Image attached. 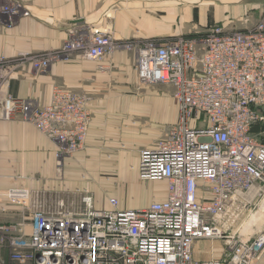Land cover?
<instances>
[{
  "label": "built area",
  "instance_id": "built-area-1",
  "mask_svg": "<svg viewBox=\"0 0 264 264\" xmlns=\"http://www.w3.org/2000/svg\"><path fill=\"white\" fill-rule=\"evenodd\" d=\"M4 13L12 17L20 9L0 4ZM78 22L61 54L20 58L45 72L52 61L77 50L80 60L109 67L102 65L115 39L107 28ZM10 62L0 60L3 84ZM135 70L142 83L176 90L177 121L139 150L140 178L167 182V197L122 208L109 196L110 206L98 207L90 189L71 195L65 189L13 187L6 195L25 213L5 232L18 264H256L264 254V228L244 233L234 227L264 201V128H255L264 125V17L248 29L216 24L199 34L146 40ZM89 100L55 85L49 103L7 92L1 105L5 119L33 123L62 156L86 144ZM57 176L65 178L64 167H57ZM199 239L222 240V254L196 259Z\"/></svg>",
  "mask_w": 264,
  "mask_h": 264
},
{
  "label": "crops",
  "instance_id": "crops-1",
  "mask_svg": "<svg viewBox=\"0 0 264 264\" xmlns=\"http://www.w3.org/2000/svg\"><path fill=\"white\" fill-rule=\"evenodd\" d=\"M0 4L20 9V14L12 17L5 13L0 16V60L8 61L25 53L62 46L77 20L87 26H113L123 37L152 38L193 35V29H197V34L205 30L199 27L216 24L226 29H248L257 24L264 12V0H0ZM27 9L29 15L23 13ZM167 9L170 12L162 17L152 12ZM8 70H13L9 72V86L0 82V194L16 186L63 190L66 180L70 187L82 185L81 179L75 182L79 174L69 159L63 162L65 181L57 176V144L52 139L31 122L3 117L1 103L7 92L45 104L51 101L55 83L97 96L90 105L93 117L85 148L77 154L81 161L85 159L95 181L111 191L118 182L140 180L139 150L151 146L163 133L167 124L166 102L164 97L152 101L132 94L137 73L135 76L128 60L118 69L123 72L112 81L105 74L107 71L96 70V64L82 63L74 57L68 62L53 63L47 72L20 66ZM135 117L150 126H135ZM100 170H116V176L102 177ZM161 182V191L153 192L147 203H128L115 190L109 196L117 197L122 208L146 207L153 200L167 197V182ZM94 193L98 207L110 206L108 200L103 201L101 192ZM0 198V221L20 220L23 210L6 196ZM223 249L222 240L199 239L193 254L196 259H210L220 256ZM0 264H12L10 252L1 242ZM256 264H264V254Z\"/></svg>",
  "mask_w": 264,
  "mask_h": 264
},
{
  "label": "rangeland",
  "instance_id": "rangeland-1",
  "mask_svg": "<svg viewBox=\"0 0 264 264\" xmlns=\"http://www.w3.org/2000/svg\"><path fill=\"white\" fill-rule=\"evenodd\" d=\"M152 12H155L159 17H162L170 11L167 9V10H158V11L154 10ZM262 17H264V12L261 15L260 19ZM75 23H76V21H75ZM76 25L77 24H74V26H76ZM74 26H70V28H72ZM99 27L107 28L109 33L112 35V38L115 40H114V44L112 47L113 49H111L112 51L109 52V55L103 61L104 65H102V66L109 65V67L106 66L105 69H102L101 66H99V64L97 62H91V63L96 64V70L97 71H99L101 73H103L104 71H107L105 74H107L110 77V79L123 72V70H118V69L120 68V66H122V64H124V62H126V60H128L130 62L132 70L134 72V75L136 76L135 65H136L137 58H138V50L144 44V42L146 40L160 41V40H163L166 38L175 37V35H172V36L166 35V36H158V37L156 36V37H152V38H147V37H143V36H135L132 38L131 37H123L118 32H116L115 27H113V26H107V27L99 26ZM206 28L207 27L202 26V27H199L198 29H201V31H202ZM229 29H231V28H229ZM195 30H197V29H193V35L196 34ZM197 34H199V33H197ZM181 35H185V34H181ZM64 43L60 47L45 49V50L37 52V54H38L37 57H40L41 55L43 56L45 53H48V52H52L55 55L61 54L62 47L64 46ZM69 54H70V57H68L69 59H64L62 61L61 60H54V61H52L51 65L53 63H56V62H63V61L68 62L69 60L73 59V57L75 59H79L77 50H73V51L69 52ZM124 56H126L127 59H124L123 58ZM80 61L82 63L89 62V61H84V60H80ZM10 63H11L9 65L10 67H8V68H11L14 66L17 69L20 66V68H24L27 70L29 68H30V70H35V71L37 70V69H33L28 62H25L21 58H19V59L16 58L15 61H11ZM50 67L45 72L49 71ZM10 71H13V70H7V68H6L2 74L4 76V81L7 82L8 86L10 83V78H9V72ZM37 72L41 73V71H38V70H37ZM112 80L113 79H111V81ZM135 81L136 82L133 84V87H132V94H134L136 96H141V97L147 98L148 100H152V101H154L155 99H157L159 97L165 98L166 113H165L164 120H166L167 124L165 125L164 131L160 135V137L166 135V133L169 130V126L176 122L177 115H178L177 114L178 113L177 112V103H176V99L174 96L175 92H176L175 88L171 85H168V84H145V83H142L139 80V78H137V76H136ZM55 85L65 86V85H62L61 83H55ZM67 87H69L75 91L87 94V96L90 99L89 104H88V108L91 112L90 117L92 120L93 113L91 111L90 105H91L92 101H95L97 98V96L94 94V92L84 91L80 88L72 87V86H67ZM144 110H146V108H144ZM169 110H171L173 113L172 118H171L172 113H169ZM132 121H133L132 123H134L135 126H140V128H143V127L145 128L146 126L147 127L150 126V123L148 124L147 122H143V121L141 122L136 117L133 118ZM170 121H171V123H169ZM151 124H152V121H151ZM89 128H90V126H89ZM255 128H256V130H259V129L264 128V125H261V126L257 125V126H255ZM84 148H85V146L81 150H83ZM81 150H79L75 153H72V154L58 156V158H57L58 166H62V167H63V162H65V161L67 162V159L71 160V162L75 164V167H76L77 172L79 174V175H77V177H75L76 179L79 178L75 182L79 181L80 179L82 180L81 181L82 185H76L75 187H70V184L67 185L68 180H66V183L64 185L65 187L64 186H62V187H64L65 191L73 192L71 195H73L75 193H79V191H84L85 189H90V190H93L94 192L95 191H97L98 193L101 192V194L103 196V201H105V200L107 201V198L109 197L110 193L111 192L113 193L115 190V191H117V193L119 195H121V198L122 197L127 198L128 203L133 201V203L143 204V203H147L148 201H150V199L153 197V192L161 191V187H159V185H161V184L163 185V182H161V181H164V180H162V179H148V180L140 179L139 181H136V180L135 181H126L125 183H122V184H119V182H118L117 185H113V189L110 191V189L103 187L102 185H100V183L98 181H95V178H93L92 173H91L92 170L89 168V166L85 165V162H86L85 159H84V161H81L80 159H78L77 154L79 152H81ZM65 172H66V170H64V173ZM77 172H75V174H77ZM99 173L102 177L103 176H105V177H115L116 176V170H114V171L113 170H111V171L100 170ZM70 178H71V175L69 177V182L71 181ZM63 181H65V178H63ZM131 184H133V185H131ZM56 189H52V190H56ZM8 191L9 190L4 192L5 195ZM61 192L64 193V191H61ZM6 197H7L9 202H11L12 204H15L14 201H11L7 195H6ZM15 205L20 207L23 210V212L25 213V208L21 204L16 203ZM3 207L4 206L1 207L2 211H3V209H2ZM256 212L260 213L261 208H259L257 206L254 210L250 211V215L248 217H246L245 220H243L244 222H243L242 226H240L241 222H239V224H237L234 228L237 229L239 227L244 233H253L257 230H260V228H262V227L264 228V220H262V221H259V223L257 222L253 226L251 225L252 227H250L248 231L245 229V225L248 222H251L249 220L252 218L253 213H256ZM15 222L16 221H13V222L12 221H3V222L0 221L1 225H3V226L5 225L4 230L0 229V231H4L3 237L0 234V242H1V239L3 238V245L6 248H8V250L10 252V259H11L12 264H18L17 259L15 257L17 252L15 251L14 244H12L11 240H9V237H8L9 234H6L5 229L7 227H12V225H14ZM216 240H220V239H216Z\"/></svg>",
  "mask_w": 264,
  "mask_h": 264
},
{
  "label": "bare ground",
  "instance_id": "bare-ground-1",
  "mask_svg": "<svg viewBox=\"0 0 264 264\" xmlns=\"http://www.w3.org/2000/svg\"><path fill=\"white\" fill-rule=\"evenodd\" d=\"M138 172H139V164H138ZM139 178H140V174H139ZM262 220H264V201L261 205V212L260 213L259 212L253 213L252 218L249 220L251 222H248L245 225V229L248 231L250 227H252L257 222L259 223V221H262Z\"/></svg>",
  "mask_w": 264,
  "mask_h": 264
},
{
  "label": "water",
  "instance_id": "water-1",
  "mask_svg": "<svg viewBox=\"0 0 264 264\" xmlns=\"http://www.w3.org/2000/svg\"><path fill=\"white\" fill-rule=\"evenodd\" d=\"M77 21H79V20H77Z\"/></svg>",
  "mask_w": 264,
  "mask_h": 264
}]
</instances>
